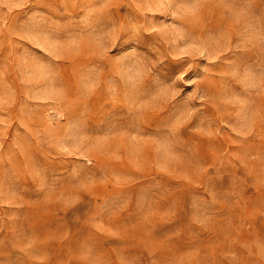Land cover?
<instances>
[{
    "label": "rangeland",
    "instance_id": "374dc122",
    "mask_svg": "<svg viewBox=\"0 0 264 264\" xmlns=\"http://www.w3.org/2000/svg\"><path fill=\"white\" fill-rule=\"evenodd\" d=\"M0 264H264V0H0Z\"/></svg>",
    "mask_w": 264,
    "mask_h": 264
}]
</instances>
